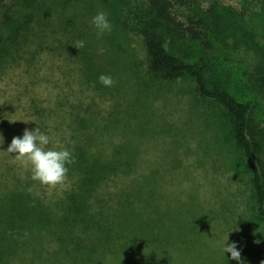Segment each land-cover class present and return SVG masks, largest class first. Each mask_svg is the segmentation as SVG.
Here are the masks:
<instances>
[{
    "label": "rangeland",
    "instance_id": "rangeland-1",
    "mask_svg": "<svg viewBox=\"0 0 264 264\" xmlns=\"http://www.w3.org/2000/svg\"><path fill=\"white\" fill-rule=\"evenodd\" d=\"M143 1L40 0L32 28L0 61V164L26 176L7 149L36 127L67 150L132 157L82 212L75 209L83 202L57 197L68 177L47 188L31 177L14 181L0 165L1 191L10 192L0 200V264H238L223 251L231 243L243 264H264V221L231 118L192 79L150 70L132 29L131 9ZM198 1L244 18L255 34L215 42L211 72L253 104L264 170V0ZM15 4L0 0V28ZM99 11L112 25L100 36L91 23ZM100 75L114 85L103 86Z\"/></svg>",
    "mask_w": 264,
    "mask_h": 264
},
{
    "label": "trees",
    "instance_id": "trees-1",
    "mask_svg": "<svg viewBox=\"0 0 264 264\" xmlns=\"http://www.w3.org/2000/svg\"><path fill=\"white\" fill-rule=\"evenodd\" d=\"M39 2L40 0H16V9L8 8L5 11L0 28V61L9 55L12 48L32 28ZM131 11L135 21L132 29L145 44L150 70L167 79L183 76L192 79L204 99L215 102L229 114L231 138L243 152L250 167L253 196L259 215L264 221V170L259 154L262 147L261 141L255 138L256 133L251 122L253 104L239 101L211 72L214 70L211 60L215 42L229 36L240 37L243 41L248 33L251 35L250 39L254 40L255 34L248 29L244 18L239 19L237 14L231 15L227 9L219 11L217 6L203 8L198 0H145ZM127 26L129 25L126 24V28ZM261 84L264 88V76ZM69 151L75 159L74 164L67 165V177L72 182L57 197L68 198L74 207L79 205L77 202H83L82 208L75 209L78 212L84 211L90 201L99 198L97 195L102 182L110 180L116 171L126 173L132 159L131 156L116 154L108 160V157L103 158L102 155H96L79 146L78 149ZM125 161L129 164H124ZM0 165L4 167V172L5 168L10 169L14 181L31 177L29 170H25L26 176L23 177L15 168L10 167L11 164L6 167L3 161ZM5 190L2 188L1 191L0 188V200L10 194ZM14 194L18 197L26 196L18 192ZM18 212L13 209V214L17 215Z\"/></svg>",
    "mask_w": 264,
    "mask_h": 264
},
{
    "label": "clouds",
    "instance_id": "clouds-1",
    "mask_svg": "<svg viewBox=\"0 0 264 264\" xmlns=\"http://www.w3.org/2000/svg\"><path fill=\"white\" fill-rule=\"evenodd\" d=\"M91 23L97 30L98 36L112 30V25L104 11H99L92 18ZM72 46L79 50L84 47V41H76ZM98 79L105 87H111L115 83L108 75H100ZM49 144H53V147L48 148ZM7 152L14 155L15 162L21 167L30 171L33 181L47 188H55L63 184L69 171L67 165L75 163L72 153L64 148L58 139L53 140L41 132L39 127L31 131L26 129L22 138L14 137ZM223 251L230 253L231 259L236 260L238 264H243L241 253L235 243L224 246Z\"/></svg>",
    "mask_w": 264,
    "mask_h": 264
}]
</instances>
